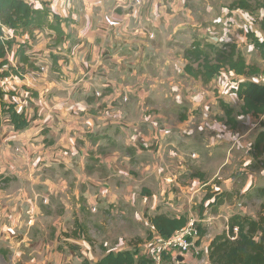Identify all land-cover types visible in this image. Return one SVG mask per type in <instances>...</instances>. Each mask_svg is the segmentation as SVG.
I'll use <instances>...</instances> for the list:
<instances>
[{"label":"crops","instance_id":"obj_1","mask_svg":"<svg viewBox=\"0 0 264 264\" xmlns=\"http://www.w3.org/2000/svg\"><path fill=\"white\" fill-rule=\"evenodd\" d=\"M27 1L36 8L42 7V2H46L53 13L63 19H67L61 24L63 35L64 33L66 35L63 41L61 39L58 41L57 38V44L51 47L50 38H40L42 33H38L36 30L33 36L29 37L27 34H14L8 27L3 28L5 33H9L11 37L14 36L15 38V43L8 54L10 64L13 66L21 65L14 57V52L23 43L25 54L36 66L35 69L26 67V71L21 76L13 78L11 82L13 84L12 88L17 89L18 92L16 98L12 96L10 98L14 101L17 100L19 104L16 107L17 110L23 109L25 111V115L29 118L28 126L23 130L15 131L7 118H3L0 125L1 156L4 155L9 163H20L18 160L22 159H15L13 155V145L19 144L21 145V152L24 153V159L28 160L27 166L23 168L18 169L16 165L15 174L18 176L20 183L14 184V191L11 192V195L18 198V192L25 188V184L22 182V180H25L28 187L37 188L34 192L36 196L33 204L30 205L31 212L32 208L34 211V206L39 196L37 205L50 206L52 210L55 207L54 197H56L61 203V206L56 209H62L68 202L66 201L67 198L60 195L59 192L69 190L72 184H78L80 182L78 173L80 174L84 169H91V173L96 171L92 168V164L89 163L90 158H94L95 163L106 162V158L109 159L119 155L118 147L122 146L125 151L123 161L126 159H131L132 162L141 161L138 156L146 153L147 149H141L137 144L136 137L139 138L142 132H138L135 128L138 127L143 130V126L146 125L142 121V115L144 116L143 119L148 115L143 113L146 112L143 111L145 105H152L157 109L160 107L157 112V118L160 117L162 121L163 119L166 120V113L171 117L170 125L162 128L171 130L172 127H175L176 131L184 129L186 132L184 133L186 135L182 134L180 136L179 142L183 140V137L192 136L189 142H191L192 146H195L198 138L199 140L202 139L201 141L209 142L208 136H216L217 134L220 140L219 145L227 146L226 156H221L219 160L214 151L208 152L205 147L203 149L199 141L192 150L188 147L189 143L182 145L177 142L175 143V149H170L174 154L177 151L175 159L169 160L170 162H175V164L166 165L164 161L153 162V159H150V161L148 159L147 164H143L139 169L128 170V168H122V173H119L124 176L128 175L135 184L132 185V193L127 200L132 205H135L141 189V203L144 206H148L151 209L158 203L168 206L159 209V206H161L159 205L156 207L155 213L163 212L168 215H180L185 212L190 220L200 222L207 230L200 243L196 244L200 253L197 256L187 254L184 262L189 264H208L207 247L213 237L223 231H212L213 228L217 227L218 221H213L210 224L211 227L207 223L208 219L213 220L219 216L217 210L212 212L207 218L205 216L208 208L203 210V214L199 213L200 207L198 208V206L204 205L205 202L203 198L198 204L199 199L197 197L204 192L203 187L205 186L194 182L192 175L198 174L201 178L204 175L207 182L211 183V185L215 183L225 189L229 188L232 180L230 176L232 171L227 173L224 168L232 155V151H236L231 143H237L239 140L234 137V133L231 134L227 126L224 127L225 124L220 125V123L215 125L216 127L221 126L215 132L216 134H213L212 131L213 122L204 123L205 133L197 132L198 127L201 128L202 126V119L206 120L209 116L211 117L210 109H204L203 105L207 106L214 99L208 98L204 93V103H202V100L196 102L197 95H192L197 90L190 92L193 87L190 88L183 85L182 76L193 78L184 71L185 60L183 55L175 54L171 57L169 56L166 61L160 54L151 57L150 53L153 50L158 52L159 46L163 45L164 41L169 38L173 40L171 32H178L180 37L184 34L185 30H181L180 27L185 22L178 24L179 21H177L176 16H186L188 8L179 5L180 2L184 4L185 0H140L137 5L135 1L139 0H123L122 2L125 1L124 5L115 3L116 0ZM184 9L185 11H183ZM125 14H128V16L125 17ZM141 27H146V29L152 31L154 38L150 40L145 33V29L143 31ZM231 27L232 33H229V35L223 33V36H228L230 39L228 42L235 43L239 48L237 43L240 40L248 39L246 36L247 30L244 27L238 28L235 24ZM70 28L73 34H68ZM74 30H76L77 42L70 43L69 39L74 36ZM234 31L237 32V37L234 35ZM215 33L210 31L211 39L215 38L211 43H227L224 40H217ZM206 35L208 38V33ZM200 36L202 37V35ZM178 38L177 36L175 37L173 45L179 40ZM249 44L252 45L250 40ZM149 46H151L150 49ZM63 50H65V53ZM246 60L250 63L247 58ZM164 61L165 63H163ZM172 65L177 71L174 69L172 74L169 71L164 73L167 66L172 68ZM43 67L46 71L41 70ZM152 69L155 70V73H152ZM230 73L236 76V80H239V82L245 79L244 76L236 75L231 71H221L219 78L223 77L224 74ZM215 77L212 81L216 80ZM52 78L58 79V83L53 82ZM253 78L251 77L250 79ZM217 87L218 92L221 93L223 87L221 85H217ZM25 89L29 90L30 93L34 92V96L30 94L29 97L25 93ZM158 89L162 90V98L156 101L153 97L157 95L156 93H159ZM66 90H71V92L67 93ZM204 91L207 92L205 89ZM175 93L180 94L181 101L189 98V105H181L180 101H176L172 110V104L169 103L167 95ZM231 93L225 95L224 98H219L227 103L229 102L226 100L237 98V101L234 100L236 105L229 103L235 108L240 103V100L236 93ZM126 94L130 95V102L122 103L121 98ZM200 95L203 94L201 93ZM66 107L72 108L71 113L67 111ZM112 109L118 111L120 109L121 114L111 113ZM104 110L105 113H103ZM220 110H217L219 116L220 113H223ZM199 113L201 114L200 118L197 117ZM237 118L239 122L246 118L251 120L252 124L251 127H248L247 132L257 130L251 139L248 138L245 144V149L248 147V150L243 158V165L248 167L251 162V157L248 154L250 144H252L258 130L262 127L261 122H264V114L258 118L252 116H238ZM151 130L143 131L142 134L145 136L150 135ZM194 131L197 133L196 135ZM226 136V141L230 140V143H228L231 145L230 148L228 144L224 143ZM40 147L41 149H39ZM64 148L69 151L61 152ZM104 148L110 149V152H104ZM185 148L190 151L187 152L188 150H185ZM180 152L182 154L178 155ZM170 165L171 167H169ZM170 169L171 173L168 172ZM91 173H89L91 176L84 177L81 182L85 185L89 182L98 185L99 187L93 191L94 194H97L102 185L96 182L99 178L92 177ZM147 173H150V176L146 177ZM259 173L262 176V185L258 182L256 170L251 172L249 170L248 181L244 183L241 189L235 192V194L239 193L240 195L237 203L231 201L232 196L230 201L218 206L217 209L219 211H221L223 206L222 211L227 215L225 216L226 221L235 212L250 213L247 211V200L244 195L251 191L255 185L256 188L264 186V168H260ZM163 174L164 176L161 178ZM140 176L143 180V185L138 188L135 180ZM214 178L219 181L214 182ZM162 179L166 187V193L163 190L159 192L158 189V181L160 180L161 182ZM153 181L154 183H152ZM103 185H107V183ZM212 188L211 193L213 192ZM6 194L8 193L0 194V216L2 214L0 228L3 223H6L7 216L10 214L6 203L15 201L14 198L11 199L12 196L3 198ZM45 194L51 196L50 202L44 199L46 197ZM94 199L91 204H97V199L100 198ZM44 200L47 203H43L45 202ZM147 200L149 201L148 203L146 202ZM2 201H5V203L2 204ZM51 210L46 212L51 213ZM193 211L195 216L192 213ZM135 216L140 217L138 212H135ZM141 217L146 220L144 213ZM11 218H13V215H11ZM54 225L55 223L52 224L53 227L47 229L46 235L43 236L48 242L50 239V243H54L56 248L64 240L67 243L76 242L79 246L85 245L83 241H78V238L70 239L67 238V235L59 245H56V239L49 238L55 233L56 225ZM14 226V224L8 226L6 233L10 231V233H13ZM33 230L36 232L35 229ZM1 231L0 264H44L41 261L40 263L35 262L34 257L30 258L32 253L39 254L38 251L32 248V245L38 240L37 233L30 235L28 242V234L24 233V231L19 235L12 234L13 236L17 235L16 240L9 237V243H7L5 236L1 235ZM124 245L125 249L129 248L126 242H124ZM108 249L122 250L124 248L121 245H112ZM31 250L32 252H30ZM67 250V246H64V251H60L58 254L52 252L48 261L55 262V264H69L67 258L69 259L70 254H67ZM80 250L82 251L81 248ZM21 255L24 256L22 259ZM70 256L72 258V255ZM32 259L34 260L33 262H31ZM26 260L31 263L26 262Z\"/></svg>","mask_w":264,"mask_h":264},{"label":"rangeland","instance_id":"obj_2","mask_svg":"<svg viewBox=\"0 0 264 264\" xmlns=\"http://www.w3.org/2000/svg\"><path fill=\"white\" fill-rule=\"evenodd\" d=\"M123 0H116L115 3H120L119 5H124L125 1L122 2ZM234 0H185V3L182 4L181 2L179 3L180 6H184V8H188L186 16H176V19L179 23L185 22L180 28L181 30H185L183 35L181 37L178 34V32H171L172 34V39L174 40L175 37H179L178 41L175 42V45H173V40L170 38L167 41L163 42V45L159 46V51L155 52L154 50L150 53L151 57H154L158 54L162 55L165 58V61L168 59V57L173 56V55H183L185 50L189 48V45H191L192 42L194 41H200L204 45L206 43H211L214 41L211 39V34L210 31L216 32L214 35L217 37V40H224L227 41V43H232L228 42L230 40L228 36H223V33H226L229 35L231 34L232 31V25L235 24L236 27H244V29L248 31H254V33L259 37L260 39H264V22L263 16H264V7H258V3L262 0H252V4L255 5L256 9L252 14L246 13L244 10L241 9H234L230 10L228 9V6L230 3ZM139 1H135V4H139ZM129 8V7H128ZM185 11V9L183 10ZM185 13V12H183ZM128 14H125V17H127ZM224 16V18H223ZM122 18V17H121ZM207 26V27H206ZM206 28L207 33H208V38L206 37ZM147 34L148 38L152 40L154 38V33L146 27L142 28L141 30L144 31ZM204 29V30H203ZM179 30V31H181ZM142 31V32H143ZM38 33H42V36L40 38H50L51 42V47L56 45V39L58 38L57 33L54 31H49L47 28H43L40 30H36ZM72 33V29L70 28L68 30V34ZM74 36L69 39L70 43H75L77 42V37H76V30H74ZM73 34V33H72ZM198 34V36H197ZM65 33L64 35L61 36V41L64 40L65 38ZM202 35V37L200 36ZM234 35L237 37V32L234 31ZM56 38H55V37ZM262 37V38H261ZM36 40V38L34 37ZM58 38V41L60 40ZM242 39V37H240ZM208 40V41H207ZM184 42V43H183ZM182 43V44H181ZM224 43V42H223ZM168 44V46H167ZM239 50L243 53L244 56L250 61L251 63H254L260 68V71L264 69V58L261 55V52L258 51L256 48H254L251 44H249V40H243L239 43ZM151 46H149L150 49ZM155 49V48H153ZM65 53V50H63ZM104 53V52H103ZM131 54V52H129ZM165 61L163 63H165ZM162 63V61H161ZM164 65V64H163ZM88 66V65H87ZM177 71L176 68H174V65H172V68H169L167 66V69L164 71V73H173V70ZM42 71H46L41 69ZM26 70L21 71L20 73L23 74ZM152 73H155V70L152 69ZM182 81L183 85L185 87H193L191 88L190 92H193L194 90H197L196 93H193L196 96L197 95V100L201 101L202 103L204 100V96L207 95L208 98H213L214 101L212 103H208L207 106L203 105L204 109L209 108L211 112V117L209 116L208 119L204 120L202 119V126L201 128L198 127L197 132L200 133H205L206 130L204 128V123L205 122H213V134L218 131L221 126L216 127L215 125L220 123L224 125V122H221L218 120V117L222 116V114L217 113V110H220V106L218 101L221 100L222 97L224 98L225 95H228L232 91H229V88L236 85L239 83V80H236V76L230 74H224L223 77L219 78V74L215 77L216 80L211 81L209 84L203 85L200 81H196L193 78H185L182 76ZM233 79V80H232ZM53 82L56 84L58 83V79L52 78ZM92 83V82H91ZM217 85H221L223 88L221 90V93L218 92V87ZM207 90V92L204 91ZM159 93H156L157 95L154 96L153 98L156 99V101L159 98H162V90L158 89ZM67 93H70L71 90H66ZM203 95H200V94ZM205 93V95H204ZM234 94V93H231ZM190 95V96H191ZM153 96V94H152ZM191 96V97H192ZM130 95L126 94L123 95L121 100L122 103H128L130 102ZM167 99L169 100V103L172 104L171 109L173 110L174 105L176 101H180L181 105H189V98H185V100L181 101L180 94L175 93L173 95L168 94ZM235 99H229L226 100L232 105H236V100ZM167 100V103H168ZM209 100V99H208ZM234 100L235 103H234ZM185 101V102H184ZM163 105V104H162ZM145 108H143L144 114H148L145 119L144 116L142 115V121L146 124L143 126V130H141L136 127L135 129L138 130V132L147 131L148 129H152L150 132V135H143L140 133V137H136V142L139 145L141 149H147L146 153H143L142 156H138L139 159H141L140 162L135 161L132 162V160H124V147L119 146L118 147V153L119 155L112 157V158H106V162L103 161V163H95L94 158L89 159V163L92 164V168L95 169L93 173H91V169L87 168L84 169L83 172L80 174L78 173L80 177V182L78 184H72L71 188L69 190H63L59 192L60 195L65 196L67 199L66 201L68 202L67 205H65L62 209H56L57 207L61 206L60 201L54 197V206L52 210L50 209V206H41L37 205L38 200L40 196L38 197V200L36 201V205L34 206V211L32 208L31 212V207L30 205L33 204V201L35 199V194L34 192L37 190L35 187H28L25 180H22L24 182V187L21 191L18 192L17 197L15 198L13 195H11V192L14 191V184L20 183V180L18 179V176L15 174V168L17 165V168H23L27 166V159H24V153L21 152V145L19 144H14L13 145V155L15 156V159H22L18 160L19 162H16L15 164L9 163L8 159L4 155L1 156L0 153V194L2 193H8L3 196V198L12 196L14 198V202L11 203H6L8 206V210L10 211V214L7 216V221L6 223H3V225L0 228L1 235L5 236L6 242L9 243V237H12L11 239L16 240V236L21 234V232L24 231V233L28 234V240L30 239V235L33 233H37L38 235V240L36 241L35 244L32 245V248L36 251L39 252V254L32 253L30 258L35 259V262L40 263L44 262V264H55V262H50L48 259L51 256V253L58 254L60 251H64V246H67V254L69 255V264H81L84 260V255L80 252V248L82 250H85L89 248L90 252L92 253V256L95 258L93 260H96L100 258L103 255L104 249L103 246H107L108 248L113 245V246H119L121 245L122 248L125 249L124 242L129 246L130 248V243L131 247H135L136 249L142 251L143 245L142 243L144 240L148 239L149 231L148 229H152V226L150 227L145 220L141 217L143 215L144 211H146L147 214H154L156 212V207L159 205V209H163V207H168L167 205L164 204H157L154 206L152 209L149 208L148 206H144L141 203V189L138 194L137 201L135 205H132L127 198L131 195L132 193V185H135L133 182V179L130 178L128 175L124 176L122 173V168L128 170L131 169H139L143 164H147V161L149 159H153V162L155 161H164L166 165L168 164H175V162H170L169 160L175 159L177 155L176 153H172L170 149H175V143L179 142L180 136L186 135L184 129H179L176 131L174 129L175 127H172L171 130L162 128L165 127L166 125H170V115L166 113V120L163 119L160 120V117L157 118V112L159 111V108H155L152 105H145ZM67 108V107H66ZM164 108V107H163ZM77 109V108H76ZM75 109V110H76ZM168 109V108H167ZM106 110V108H105ZM105 110L103 113H105ZM67 111L71 113L72 108H67ZM221 111V110H220ZM119 113L121 114V110H113L111 113ZM161 112V111H160ZM209 112V113H210ZM222 112V111H221ZM162 113V112H161ZM122 116V115H121ZM124 116V115H123ZM114 118V116H112ZM198 118L201 117V114L199 113L197 115ZM211 118V119H210ZM251 120L242 119L240 122H238L237 126L235 129L229 128L227 125H224V127L227 126L229 128L231 134L234 133V137L239 140V142L234 143L231 145L233 148L236 149L235 152L232 151V155L229 157V161L226 163L224 171L227 173H232L230 174L232 180L229 188L225 189L223 187L222 191L225 190L229 194H231L232 197V202H236L239 200V193L235 192L238 189H241L244 186V183H246L249 179L248 172L252 170H256L257 175H258V182L262 185L263 180L262 176H260L259 169L260 168H251L250 166H244L243 165V158L246 156V151L248 150V147L245 149V144L247 143L248 138L251 139L252 135L257 131V130H252L248 131V127H251ZM223 127V128H224ZM140 130V131H139ZM259 129L258 131H260ZM195 135L197 134L194 131ZM216 134V133H215ZM131 137V136H130ZM233 137V135H231ZM132 138V137H131ZM192 136L189 137H183L182 141L179 142V144H188V147L190 150L194 149L195 146L198 144V141L202 144V148L204 147L207 149L208 152H215L218 159L220 160L221 156H226L227 153V146L219 145L220 140L218 139L219 137L216 136H208V141H201L198 138V141L195 143V146L191 145V140ZM227 136L224 140V143L228 144L230 143L229 141H226ZM233 142V138H232ZM106 143V142H105ZM228 144V147L230 148L231 146ZM228 148V149H229ZM41 149V147L39 148ZM245 149V150H241ZM69 151L68 149L64 148L61 152L64 151ZM110 149L104 148V152H110ZM182 150H184L182 148ZM185 150H190L188 148H185ZM231 153V152H230ZM182 154L181 152L178 153V155ZM144 158V160H142ZM108 159V160H107ZM178 159V158H177ZM22 163V164H21ZM86 165H88L86 163ZM90 165V164H89ZM168 167V166H167ZM171 167V165L169 166ZM143 168V167H142ZM124 171V170H123ZM92 174V177L94 178H99L96 182H98L102 187L98 190L99 193L94 194V190L99 187L98 185H94L92 182H89L87 185H85L82 181L84 177L91 176L89 173ZM121 172V173H119ZM169 173H171L168 170ZM128 173V172H126ZM174 173V172H173ZM148 174V173H147ZM77 175V176H78ZM150 176V173L146 176ZM164 174L162 175L161 178H163ZM189 176V175H188ZM217 178H214L213 181L215 182ZM95 180V179H94ZM136 185L138 188L142 186L143 180L141 176L135 180ZM219 181V180H218ZM159 182V192L164 191L166 193V187L164 185L163 179ZM107 185H103L106 184ZM154 183V181L152 182ZM205 186V185H203ZM208 186L203 187L204 192L198 195V204L202 201V199L208 195L211 194V190H207ZM256 189V185L251 189V191H254ZM219 192V190L217 191ZM42 195V193H41ZM46 197L44 199L48 200L50 202L51 196L48 194H45ZM255 194L252 193V196ZM94 196V197H93ZM50 198V199H49ZM94 198H100L97 199V204L93 203L91 204L95 199ZM9 200V199H8ZM46 200L43 203H47ZM147 203L149 202L148 200L146 201ZM5 201H2V204H4ZM248 209L247 211L250 212L251 214H254L257 211V207L259 204V200L255 198H250L246 201ZM197 205V204H195ZM33 207V206H32ZM239 208V206L237 205ZM158 209V210H159ZM165 209V208H164ZM223 206L221 208V211L217 209V216L215 219L211 220L208 219L207 223L211 227L210 224H212L213 221H218L217 227L213 228L212 231H224L227 229V224L228 221H226L225 216H227L224 211H222ZM51 213H48L46 211H49ZM168 211V210H167ZM135 212L139 213V216L141 217H136ZM159 212V211H158ZM216 212V211H215ZM193 215L195 216V212H192ZM212 214V207H209L208 210H206V216L205 218L209 217ZM215 214V213H214ZM11 215H13V218H11ZM224 215V216H223ZM213 216V215H212ZM213 218V217H212ZM0 219H2V214L0 216ZM190 220V219H189ZM33 221V222H32ZM55 223V233L52 236H49V238H55L56 245H59V243L64 239V237L67 235V238L70 239H77L78 240H83V239H89V243L79 246L76 244V242H66L64 240L62 244L56 248L55 244L50 243L44 239V236L47 233V229H50L52 224ZM197 223V222H196ZM199 223V222H198ZM15 225L13 227V233H10V229H8L10 232H7V227L11 225ZM6 225V228H5ZM36 232H34V230ZM224 229V230H223ZM12 234H17L13 236ZM44 235V236H43ZM10 239V240H11ZM25 242L26 244H28ZM32 244V242H30ZM50 243V244H49ZM67 243V244H66ZM144 243V242H143ZM142 243V244H143ZM24 244V243H23ZM22 244V245H23ZM73 245L76 248H71L69 245ZM106 244V245H105ZM139 246H138V245ZM126 245V248H127ZM79 247V248H77ZM107 248V250H109ZM131 249V248H130ZM88 251V250H87ZM32 252V250L30 251ZM200 253V252H199ZM66 254V253H65ZM142 254V253H140ZM172 254V253H171ZM28 255V253H27ZM173 258L175 259V264L178 263L176 259V255L172 254ZM24 256L21 255V259ZM39 257V259H38ZM30 260V259H29ZM26 262H30V261ZM34 260L32 259L31 262ZM30 262V263H31ZM61 264V263H59Z\"/></svg>","mask_w":264,"mask_h":264},{"label":"trees","instance_id":"obj_3","mask_svg":"<svg viewBox=\"0 0 264 264\" xmlns=\"http://www.w3.org/2000/svg\"><path fill=\"white\" fill-rule=\"evenodd\" d=\"M251 1L234 0L230 3L228 9H241L246 13L248 12V14H252L256 7ZM258 7H264V0L258 3ZM66 20L53 13L46 2H42V7L36 8L27 0H0V69L3 65H8L6 69L0 71V77L10 74L21 76L20 72L24 71L26 67L28 69L36 68L25 54L23 43L14 52V57L21 65L13 66L10 64L8 54L15 43V38L13 36L6 39L4 27L12 29L14 34H27L29 37L33 36L35 30L47 28L57 33L60 39L63 35L61 24ZM261 20L264 22V17ZM246 36L264 58V39H260L253 31L246 32ZM183 58L185 60V73L194 79L200 80L203 85L210 83L221 71H231L236 75L245 77L243 81L229 88V91L236 93L240 100L237 107H232L222 99L218 101L223 111V115L218 119L229 128H236L239 122L238 116L258 118L264 114V86L250 79L261 72L260 68L254 63H248L235 43L209 42L204 45L200 41H194L185 50ZM25 90V93H29V97L30 94L34 96V92L30 93L29 90ZM17 92L15 88L10 91L0 90V125L3 118H7L15 131L23 130L29 124V118L25 115V111L23 109L17 110L16 107L19 105L17 100L14 101L10 98L11 96L16 98ZM261 126V130L254 137L248 151L251 157L248 166L251 168H264V122H261ZM192 180L208 186L207 190L209 189V191L213 187V192L203 199L205 204L198 206V208L200 207L199 213L203 214V210L209 207H212V212H214L219 205L231 200V194L222 191L221 186L214 182V186L208 183L204 175L201 178L198 174H193ZM215 182H218V179ZM218 190L219 192H217ZM252 193L255 195L252 196ZM244 197H246V200H250V198L259 200L257 211L254 214L238 211L230 215L227 229L215 235L207 247L208 264H264V186L247 192ZM144 218H146L145 222L149 226H154L155 229L154 231L148 229V239L144 240L143 244L140 243L143 245L142 251L134 246L131 247V243V249L122 250H107L108 247L103 246V255L93 260L95 258L89 250L90 247H88L86 251L80 250L84 255L81 264H154L153 258L146 255L144 249H147V244L153 239L155 233L163 238H168L175 230L185 226L189 221V217L185 212L180 215H168L163 212L147 214L145 211ZM196 226L199 231V237L196 241L198 245L207 230L200 222H197ZM88 240L78 241L87 244L89 243ZM69 246L76 248L71 244ZM174 262L175 259L170 251L164 250L161 252L159 264H175ZM177 264L189 263L178 262Z\"/></svg>","mask_w":264,"mask_h":264},{"label":"built area","instance_id":"obj_4","mask_svg":"<svg viewBox=\"0 0 264 264\" xmlns=\"http://www.w3.org/2000/svg\"><path fill=\"white\" fill-rule=\"evenodd\" d=\"M10 31L13 30L10 29ZM4 36L6 39L12 38L9 33L4 32ZM7 67L8 65H3L0 71L6 69ZM15 77L17 76L13 74H10L5 77H0V90L10 91L11 89H13V84L11 82L12 79ZM252 80L264 86V69ZM26 94L29 93L26 92ZM152 228L155 229L154 226H152ZM198 234L199 231L196 226V221L191 219L185 226L175 230V232L168 238H163L157 233H155L153 239L147 244V249H144V253L153 258L154 264L160 263L161 252L164 250L170 251L172 254H174V256L176 254H181L184 257L187 254H193L194 256H197L200 251L199 248L196 246V241L199 237Z\"/></svg>","mask_w":264,"mask_h":264},{"label":"water","instance_id":"obj_5","mask_svg":"<svg viewBox=\"0 0 264 264\" xmlns=\"http://www.w3.org/2000/svg\"><path fill=\"white\" fill-rule=\"evenodd\" d=\"M176 259L178 262H184L185 261V257L181 254H176Z\"/></svg>","mask_w":264,"mask_h":264}]
</instances>
